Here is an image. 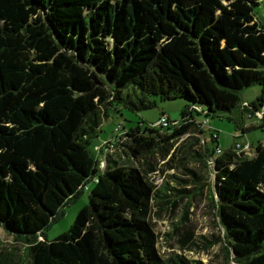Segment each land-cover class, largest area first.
I'll list each match as a JSON object with an SVG mask.
<instances>
[{
  "label": "trees",
  "instance_id": "1",
  "mask_svg": "<svg viewBox=\"0 0 264 264\" xmlns=\"http://www.w3.org/2000/svg\"><path fill=\"white\" fill-rule=\"evenodd\" d=\"M263 5L0 0V228L27 244L28 264H204L176 251L162 256L153 221L163 206L172 210L203 191L205 176L188 166V155L213 161L211 198L224 236L198 240L190 231L180 250L224 241L227 264H264V142L250 143L252 156L235 147L217 152L220 135L211 128L212 149L175 144L197 124L194 111H231L252 84L261 93L241 111L260 112L264 128V15L256 12ZM155 97L187 100L183 119L165 133L132 127L116 134L108 143L127 160L104 144L102 167L91 146L110 110L154 108ZM157 153L175 170L160 184ZM91 180L89 202L49 240L45 231Z\"/></svg>",
  "mask_w": 264,
  "mask_h": 264
},
{
  "label": "rangeland",
  "instance_id": "2",
  "mask_svg": "<svg viewBox=\"0 0 264 264\" xmlns=\"http://www.w3.org/2000/svg\"><path fill=\"white\" fill-rule=\"evenodd\" d=\"M263 7L264 5L256 9L257 14L264 15ZM260 93L261 86L252 84L240 91V105L234 107L231 111L222 110L216 116L206 115L205 113L198 114L194 111L195 122L197 124H192L188 128L187 132L175 143L176 146L181 144L184 146V150H188L192 146L195 149L203 150L205 149L204 145H207L210 149L214 148L217 143L212 142L213 134L210 132L211 128L219 133L218 144L223 151L234 148L236 143L245 144L249 142L257 145L261 141L264 142V128H260L258 114L250 113L249 109L251 106H248L249 108L246 111H241L245 100L248 103L254 102ZM152 99L157 101V105L154 108L137 111L123 108L121 105L116 104L110 110L109 117L104 119L102 130L91 146L94 154L100 159L102 167L105 165V156L99 151V147L113 140L116 134L128 132L132 127H139L142 132L149 127L163 130L162 133H165L168 126H175L178 120L181 121L183 119L187 100L176 98L162 101L158 97ZM163 113L172 122L167 125L162 123L161 127L158 125V121L162 118ZM250 114L252 115L250 116ZM242 126L250 127L246 131H243ZM201 129L205 130V132H202ZM124 141L130 142L131 137H124ZM120 147L124 148L125 146L121 145ZM105 150L116 156H119L117 153L120 151V157L123 160H127V157H123L120 149L105 148ZM253 151H248V156H252ZM188 156L191 157L188 166L205 176L204 189L203 191L199 188L196 189L193 198L189 197L179 201L172 210H168L170 205L163 206L160 210V215L155 216L153 221L156 224V230L160 233L158 241L159 251L164 257H168L173 251H176L182 254L185 253L191 259H199L204 264H227V244L224 241H218L209 250L201 249L194 252L180 250L181 244L179 240L181 236L190 231L195 233V237L198 240H203L201 238L202 235L210 239H215L217 236L222 238L224 236V232L220 226V219L217 216L211 198L215 179L212 169L213 161L209 158L194 159L192 156ZM152 158L157 169L155 183L160 184L175 170L170 169L166 164L167 160L165 161L160 153L155 154ZM136 162L135 159V162L132 163L136 165ZM174 164L177 165L176 168L180 169L178 162H174ZM94 185L95 183L91 180L89 182L90 189L84 190L78 198L64 207L63 217H60L45 231L49 240L70 229L81 209L89 202L90 190L93 189ZM199 185L201 186L203 183ZM188 187H191L193 190L196 185L192 182L188 184ZM3 229L0 228V264H28L30 257L26 247L27 244L16 241L8 236ZM198 243L204 246L200 241Z\"/></svg>",
  "mask_w": 264,
  "mask_h": 264
},
{
  "label": "built area",
  "instance_id": "3",
  "mask_svg": "<svg viewBox=\"0 0 264 264\" xmlns=\"http://www.w3.org/2000/svg\"><path fill=\"white\" fill-rule=\"evenodd\" d=\"M247 105H248L247 102L244 103V106H247ZM256 114H258V116H261V113L260 112H257ZM168 119L169 118H167L166 115L164 114V115H162V118L159 119L158 124H161V125L166 124L167 125L168 124V122H167ZM105 144H107L105 146V148H107V149H111V148H114L115 147V145L113 143L110 144V143L106 142ZM234 149L236 150V152L238 154L241 153V152H248V151L251 150V145H250V143H245V144L236 143ZM221 150H222V148L219 147L218 150H217V152H220Z\"/></svg>",
  "mask_w": 264,
  "mask_h": 264
},
{
  "label": "crops",
  "instance_id": "4",
  "mask_svg": "<svg viewBox=\"0 0 264 264\" xmlns=\"http://www.w3.org/2000/svg\"><path fill=\"white\" fill-rule=\"evenodd\" d=\"M246 102H247V101L245 100L244 103H246ZM247 103H248V102H247ZM244 127H246V126H242L241 128H244ZM117 154H118L119 156H116V157L121 158V157H120V151H119ZM122 154H123V153H122ZM124 155H125V154H123V157L125 158ZM121 159H122V158H121Z\"/></svg>",
  "mask_w": 264,
  "mask_h": 264
}]
</instances>
